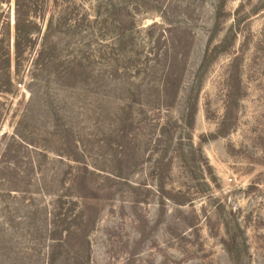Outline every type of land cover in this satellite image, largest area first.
<instances>
[{
    "label": "rangeland",
    "instance_id": "1",
    "mask_svg": "<svg viewBox=\"0 0 264 264\" xmlns=\"http://www.w3.org/2000/svg\"><path fill=\"white\" fill-rule=\"evenodd\" d=\"M128 2L0 0L16 264H264V0Z\"/></svg>",
    "mask_w": 264,
    "mask_h": 264
},
{
    "label": "trees",
    "instance_id": "2",
    "mask_svg": "<svg viewBox=\"0 0 264 264\" xmlns=\"http://www.w3.org/2000/svg\"><path fill=\"white\" fill-rule=\"evenodd\" d=\"M64 3H67L68 0H61ZM97 2H99V12L102 10L103 7V3L108 4V6L111 8V10H109L110 13H113L111 15H118V17H121V21L124 24H127L128 22H126L125 20V14L128 13V9H129V2L128 0H119L118 3L115 4V2H113V0H96ZM57 2V1H56ZM102 3V4H101ZM98 12V15L100 16ZM109 13V14H110ZM128 15V14H127ZM135 25L134 21L131 22V25ZM130 36H128L126 34V32L124 31V33H122V37L120 38V45L123 46V49H126L129 45H130ZM79 67H82V63H79L78 65ZM84 74L81 75V77H83ZM69 78L72 79L71 76L68 75ZM85 81V79L83 80ZM77 82H74V84H71L72 86L75 85ZM79 83V81H78ZM192 111L189 113V118H190V124L189 127L192 128L193 126V118H194V110L193 108H191ZM83 173L78 172L76 173V175L73 177L72 180V189L73 190H77V188L86 190L87 192H89L92 196H95L94 198L91 199H96L97 197H100L98 193L95 192V189L93 188V186H91V183L89 182V169L88 167H84V169L82 170ZM7 193V194H11V192H22V194L27 195L30 194V192L28 191H23V190H19V189H9V190H4L1 189L0 190V201L3 198V193ZM39 196H44L46 194L42 193V194H37ZM79 197L81 198H85V196H81V194H78ZM2 209L0 208V264H16V260L15 259V255L16 252L14 251V246H15V241H16V237L14 236V234H11L12 230H13V225L16 222V220H18L20 217L17 216V209H12V211L10 209H7V214H3V211H1ZM13 213H16L17 215L13 216ZM49 215H53L52 213H49ZM19 217V218H18ZM85 216H83V214L81 213L80 215H78V218H84ZM25 218L32 220L31 218H28L27 216H25ZM94 217H90L87 218L90 222H92ZM5 220L7 223L6 225L8 226V229H4L2 227L1 221ZM35 221L33 220L29 226V231L31 229V227L36 226L35 225ZM84 227V230L82 231ZM74 231L72 233H68L70 234L69 237H67V239H63V238H54L55 236H50L48 238V242L51 244H71L72 242V238H76L75 240H77L74 244H73V249L76 250L79 245L82 246L84 244H86V238L88 235V225H86L85 223L77 224L74 227ZM52 233V230H50ZM9 232V233H8ZM39 233V229L38 227L35 229V233ZM5 234H8V237L5 239ZM53 246H50V248ZM74 254H76V252H74ZM74 262L73 264H83L82 262L79 261V259L77 258H73Z\"/></svg>",
    "mask_w": 264,
    "mask_h": 264
}]
</instances>
